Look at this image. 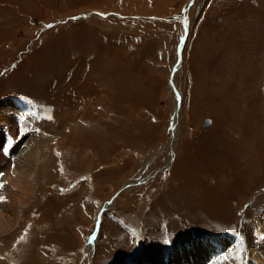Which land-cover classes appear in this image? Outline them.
Here are the masks:
<instances>
[{
    "label": "rangeland",
    "instance_id": "1",
    "mask_svg": "<svg viewBox=\"0 0 264 264\" xmlns=\"http://www.w3.org/2000/svg\"><path fill=\"white\" fill-rule=\"evenodd\" d=\"M256 1L0 0V264H264Z\"/></svg>",
    "mask_w": 264,
    "mask_h": 264
},
{
    "label": "bare ground",
    "instance_id": "2",
    "mask_svg": "<svg viewBox=\"0 0 264 264\" xmlns=\"http://www.w3.org/2000/svg\"><path fill=\"white\" fill-rule=\"evenodd\" d=\"M260 6H261V5L258 4V1H256V8H258V7H260ZM261 8L264 9V6H261V7L258 8L256 11L259 10V12H260V11H261ZM121 16H122V15H121ZM125 17H126V16H125ZM128 18H129V17H128ZM256 30H257V29H256ZM256 30H255V31H256ZM257 31H258V30H257ZM19 54H20V53H19ZM223 70H224V69H223ZM5 71H6V70H5ZM26 79H27V78H26ZM24 81H26V80H24ZM66 81H67V80H66ZM80 82H81V81H80ZM224 82H225V81H224ZM225 83H226V82H225ZM67 84H68V83H67ZM69 87H70V86H69ZM72 87H73V86H72ZM67 88H68V87H67ZM67 92H68V91H67ZM66 94H67V93H66ZM68 95H69V93H68ZM71 97H72V96H71ZM75 97H78V96H75ZM80 97H81V96H80ZM72 98H73V97H72ZM74 99H75V98H74ZM78 99H79V98H78ZM78 99H77V100H78ZM81 99L83 100V99H85V98L82 97ZM81 99H80V100H81ZM70 100H73V99H70ZM69 102L71 103V101H69ZM75 102H76V101H75ZM75 102H74V103H75ZM82 102H83V101H82ZM78 103H79V100H78ZM78 103H77V104H78ZM68 104H69V103H68ZM78 105H79V104H78ZM78 105H77V106H78ZM80 106H81V105H80ZM178 106H179V105H178ZM179 108H180V107H178V108H177V111H176V114H177V115L179 114ZM54 110H55V109H54ZM234 117H235V116H234ZM179 118H180V117H179ZM179 118H178V120H180ZM224 119H225V118H224ZM178 120H176V121L173 122V129L176 128V127H175V124L177 123ZM227 123H228V122H227ZM223 124H224V123H223ZM225 125H226V124H225ZM223 126H224V125H223ZM229 126H230V125H229ZM239 129H240V128H239ZM178 130H179L178 128H176L175 130H173V131L175 132V135H174V137H173V140H174V141L177 140L176 138H177ZM15 142H16V141H15ZM15 142H14V143H15ZM174 143H175V142H174ZM18 148H19V146H16V147H15V151H17ZM21 149H22V147H21ZM11 151H12V150H11ZM18 152H19V151H18ZM14 153H16V152H14ZM14 153H13V154H14ZM177 158H178V157H177ZM177 158H176V159H177ZM174 160H175V159H174ZM175 162H176V161H175ZM175 162H174V163H175ZM41 167H42V166H41ZM193 167H194V166H193ZM204 169H205V168H204ZM193 176H194V175H193ZM197 178H198V177H197ZM193 180H194V177H193V179H192L191 181H193ZM182 181H183V180H182ZM187 181H189V180H187ZM0 182H2V181H0ZM180 182H181V181H180ZM183 182H184V181H183ZM183 182H181L180 184H182ZM195 182H196V181H195ZM195 182H193V183H195ZM187 184H188V186H189L190 183L187 182ZM197 184H198V183H197ZM197 184H196V185H197ZM190 185H191V184H190ZM136 186H137V185H136ZM182 186H183V184H182ZM184 186H185V185H184ZM194 186H195V185H194ZM194 186H193V188H194ZM195 187L197 188V186H195ZM129 189H131V188H129ZM194 189H195V188H194ZM198 189H199V188H198ZM198 189H195V191L198 190ZM188 190H189V189H188ZM195 191H192V192H195ZM199 191H200V190H199ZM199 191H197V192H199ZM187 193L190 194L189 192H187ZM201 193H202V192H201ZM201 193H200V194H201ZM200 194L198 193V195H200ZM192 195H193V194H192ZM195 195H197V194H194V196H195ZM182 196H183V195H182ZM186 196H188V195H186ZM198 197H199V196H198ZM188 198H189V196H188ZM190 198H192V197H190ZM194 199H195V198H194ZM191 200H192V199H191ZM195 204H197V203L195 202ZM197 206H198V205H197ZM200 207H201V206H200ZM196 208H197V207H196ZM196 208H194V209H196ZM196 210H198V208H197ZM189 211H192V210H189ZM195 212H196V211H195ZM188 213H190V212H188ZM192 213H193V212H192ZM196 213H197V212H196ZM196 213H195L194 215H193V214H191V215H193V216L196 215V216H197L198 213H197V214H196ZM198 216H199V215H198ZM200 219H201V217H200ZM203 219H204V218H203ZM203 219H202V220H203ZM204 220H205V219H204ZM6 221H7V220H6ZM9 223H10V222H9ZM9 223H8V224H9ZM5 224H6V223H5ZM6 226H7V225H6ZM8 226H9V225H8ZM100 227H101V226H100ZM5 228H6V227H5ZM164 230H165V229H164ZM4 231H5V230H4ZM166 231H167V229H166ZM2 232H3V231H2ZM0 234H1V233H0ZM4 236H5V235H4ZM108 236H110V234H109ZM5 237H6V236H5ZM8 237H9V235H8ZM6 238H7V237H6ZM94 245H95V244H94ZM96 247H97V245H96ZM204 247H205V245H197V246H194V247H192L191 249H188V250H186V251H177L176 253L172 254V257H170L168 261H166L165 263H163L164 261H163V262H159V264H192L194 261L192 262V260L189 259V256H190V255H191V256H192V255L197 256V258H196L195 260H197L198 258L204 257V254L206 253V252H205V251H206V250H205L206 248H204ZM2 250H4V249H2ZM106 252H107V251H106ZM105 257H106V256H105ZM40 259H41V258H40ZM40 259H39V261H40ZM105 262H107V261H105ZM36 264H38V263H36ZM39 264H40V263H39ZM42 264H45V262H44V263L42 262ZM104 264H105V263H104ZM193 264H195V263H193Z\"/></svg>",
    "mask_w": 264,
    "mask_h": 264
},
{
    "label": "water",
    "instance_id": "3",
    "mask_svg": "<svg viewBox=\"0 0 264 264\" xmlns=\"http://www.w3.org/2000/svg\"><path fill=\"white\" fill-rule=\"evenodd\" d=\"M209 120H205V122H204V126H208L209 125Z\"/></svg>",
    "mask_w": 264,
    "mask_h": 264
},
{
    "label": "crops",
    "instance_id": "4",
    "mask_svg": "<svg viewBox=\"0 0 264 264\" xmlns=\"http://www.w3.org/2000/svg\"><path fill=\"white\" fill-rule=\"evenodd\" d=\"M3 174H1V176H2Z\"/></svg>",
    "mask_w": 264,
    "mask_h": 264
}]
</instances>
